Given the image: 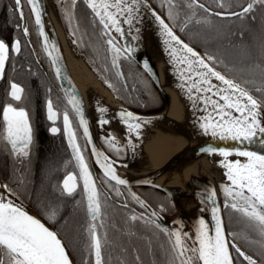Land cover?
Here are the masks:
<instances>
[{
    "label": "snow or ice",
    "instance_id": "6c2138e0",
    "mask_svg": "<svg viewBox=\"0 0 264 264\" xmlns=\"http://www.w3.org/2000/svg\"><path fill=\"white\" fill-rule=\"evenodd\" d=\"M86 2L95 13V16L99 18L100 24L103 25L104 34L110 37L107 44L113 52V66H116L120 56L130 52L131 49L121 48L110 33L115 31L122 36L121 23L132 25L135 18L134 13L137 11L135 5L138 4V0H86ZM27 3L32 6L31 10L35 15L36 25L41 26L39 0H27ZM74 3L75 0H73ZM194 3L195 0L189 4V7H193ZM256 3L264 4V0H252V2L243 6L240 12H230L228 15L243 18L253 10ZM15 5L20 18L23 19V12L20 10L21 0H15ZM169 5L171 7V0H169ZM199 7L203 8V5H199ZM220 7H226L224 0H221ZM204 10L208 11V9ZM153 14L155 15V13ZM171 15L170 12L169 18H171ZM215 15L223 16L225 13H215ZM156 19L166 37L165 44L171 50L170 54L173 61L178 66H183L178 67L179 75L184 81L181 87L187 85L190 98H193V92H195L194 103L196 100L201 101L204 105V111L208 112V116L204 118V123L201 125L204 132L207 134L211 130L213 137L219 136L222 140L232 139L240 143L245 141L250 143L259 134L262 143H264V123L258 118L260 113L257 111L261 107V103L253 98L241 83L229 79L215 70V67L212 66L216 62L215 57H201L192 47L183 43L160 16L157 15ZM24 34L28 35L27 28L24 29ZM40 35L44 36L42 27ZM47 39L45 37V50L52 58L53 67L59 77L61 74L58 63L60 57L53 56V52L57 51L56 45L53 43L51 50H49ZM9 51V46L0 40V78L4 75L6 61L9 59ZM11 51L17 53L20 51L19 41L15 42ZM179 52L187 55H178ZM145 67H147V64ZM213 78L219 81L220 85L213 84ZM109 87H112V85H109ZM23 93L24 89L20 85L11 83L9 95L12 101H21ZM68 103L80 115V125L83 127L84 136L88 139V143H91L87 121L83 118L81 102L75 96H72ZM47 111L48 119L55 120L57 113L54 111L51 99L47 102ZM99 111L105 113L107 109L100 107ZM2 115L4 122L3 139L11 145L14 154L27 157L29 146L32 143V128L28 113L22 107H14L12 103H8L7 106L3 107ZM120 116L127 123L130 132L140 128L141 122H136L138 118L131 112H121ZM63 121L65 130L68 132L69 146L79 168L80 179L83 181V191L87 198V211L91 220L87 229L90 241L89 251L94 256V264H105L103 250L107 242V236L105 234L101 237L98 232V228L104 226L102 222L101 194L82 154V149L75 142V134L70 130L67 112L63 115ZM99 123L104 125L108 121L101 118ZM57 131L58 129L55 127L51 129L54 134ZM205 151L212 154L217 150L210 147ZM93 154L98 157L97 164L103 169L106 178L114 180L117 185L128 183L117 176L113 163L108 161L107 157H104V163H101L99 157L102 154L95 149H93ZM219 154L224 157L222 167L226 169L225 176L230 182L229 185L222 186L225 195L224 207L231 208L239 213L251 228L258 231L261 237L258 243L264 249V154L237 150L236 155L246 158V162L243 163L240 160L229 162L227 158L233 154L231 151L220 149ZM75 180V175H67L63 180L62 192L71 196L77 187ZM2 187L7 189L6 185ZM7 190L10 195L13 194L10 189ZM117 195H119L118 190ZM214 197L215 191L213 190L209 196L213 204L215 203ZM133 198L142 208L147 209V206L138 197ZM219 212V207L212 208V219L215 222L212 228H209V225L203 219L199 220L195 236V243L198 247H187L183 243L182 234L179 231L169 234L170 237H175V240L171 243L172 264H177V261L178 264H195L197 258L202 264H234L229 244H231V248L235 250V253L239 257H243L248 264H257L255 259L246 255L233 242L238 238L237 234H231L233 241L227 239ZM149 215L152 218L159 219L156 212H151ZM55 216L56 212L52 211L48 218L54 220ZM155 219H146L142 215L137 216L135 214L130 216L132 222L144 220L146 223L155 224ZM97 221H101V223L97 224ZM155 227L168 233V230L159 224H155ZM210 232L213 234L210 235ZM0 264H71V262L65 245L56 232L51 231L39 220L29 215L23 210L22 206L16 205L12 200H5L0 195ZM85 264H89V262L85 261Z\"/></svg>",
    "mask_w": 264,
    "mask_h": 264
},
{
    "label": "trees",
    "instance_id": "16d2710c",
    "mask_svg": "<svg viewBox=\"0 0 264 264\" xmlns=\"http://www.w3.org/2000/svg\"><path fill=\"white\" fill-rule=\"evenodd\" d=\"M254 9L253 14L248 13L243 18L237 16L220 18L207 15L204 18L190 19L180 32L182 37L196 49L215 57L216 62L214 64L217 68L221 65L235 71L237 76H240L238 79L243 81L241 82V80L232 77L230 79L241 83L253 97L264 104V4L256 3ZM5 16L3 13L0 15V37H6L8 32L7 28L9 26H7V23L9 22ZM94 25L90 24L89 31L90 35L92 34V37L94 35L95 38ZM94 51V56L88 57L90 64L99 72L103 81L107 84L112 82V89L115 92L113 88L115 82L111 77L108 66L100 58L102 51L99 47ZM1 126L0 120V129ZM7 144V141L1 137L0 132V178L7 189H10L16 199L33 209L58 233H63L62 228L66 225L69 226L68 230L73 235L75 223L80 218L85 221L82 223L84 230L82 238L85 241L80 246L81 249H85L89 238L88 232H86V221L88 226L89 222L85 210L84 213L82 212V200L71 199L62 192L59 185L60 177L69 169V158L65 157L64 154L58 155L60 157L55 155L59 151L58 149L61 148L59 144L42 134L35 142V150L28 158L14 156L8 147L9 144ZM45 172L48 173L44 175ZM222 186L219 185V190L225 204ZM13 190H17L21 194V198L16 196ZM77 210L78 213H75ZM52 211L56 212L54 220L48 218ZM110 212L112 214H109L108 217H111L110 221L113 222L112 228L107 229V226L103 224L102 228H98V232L101 237L105 234L106 236L107 234L111 235V245L114 247V255H116L114 264H170L167 257L172 243L169 233L156 228V222L155 224L146 223L144 220L132 222L125 216L123 217L119 210L114 207L110 209ZM226 212L232 216L230 221L226 219L229 234H235L236 230L231 227V225L234 226L232 220L235 218L241 233V235H237V239L244 241L243 244L247 245V250L253 254L254 252L251 249L255 250L260 247L258 241L261 237L258 231L251 228L241 218L240 214L233 209L224 207V214ZM68 221L70 225H67ZM60 225H62V228ZM64 235V239L68 243L71 237L66 233ZM250 240L255 244V246H252L253 248L250 245ZM183 243L189 248L194 247L188 237L184 238ZM262 250L264 251V249ZM248 251L246 254L251 256ZM251 257L255 259L253 255ZM195 264H199L198 258ZM236 264L248 263L242 257H239Z\"/></svg>",
    "mask_w": 264,
    "mask_h": 264
},
{
    "label": "water",
    "instance_id": "95a60500",
    "mask_svg": "<svg viewBox=\"0 0 264 264\" xmlns=\"http://www.w3.org/2000/svg\"><path fill=\"white\" fill-rule=\"evenodd\" d=\"M68 0H54V5H55V10L57 14V19L59 22V25L67 39L68 46L71 50L72 55L76 57L74 53L73 46L75 47V44L73 43V38L69 37L65 25L63 24L61 14L59 12V4L64 5L65 2ZM73 2V0H70ZM77 1V0H75ZM83 4L86 6V8L91 12V14L94 16L98 24L101 26L103 31L105 32L103 25L100 24L99 18L95 16V13L92 11V9L88 6V3L86 0H81ZM26 3V6L29 10V13L31 15V19L33 22L34 29L37 34V38L41 47V50L47 60L48 66L52 72V75L60 89V92L63 96V99L66 103V105L69 107V109L72 111L74 118L76 120L77 126L84 138V141L87 145V149L89 152V156L93 164L96 166V168L99 170L100 174L106 178L103 174V169L100 167L99 164H97V159L98 157L93 154V149H95L98 153H101L102 155L99 157L101 160V163H104L103 157H107L108 161L113 163V167L115 168L116 174L120 179L126 180L128 183L126 185H117L114 180H109L110 182L114 183L117 186L124 187L133 197H138L140 201H143L144 204L147 206V212H156L157 216L159 219H155V222L159 225H161L163 228H166L168 230V233L176 232L179 231L182 234V239L184 240L185 237H188L192 243L194 244V247H198V245L195 243V236H196V230L199 225V220L203 219L206 224L209 225V228H212L214 225V221L212 219V208L213 207H219L220 212V218L223 223V228L225 235L229 241H233L226 226L225 222V217H224V202L221 198V193L219 190V185L217 184L216 181L213 182L211 179H208L202 175H195V179L193 183L191 184V188L189 190H176L172 189L169 187H166L160 183H157V179L161 174L169 167L176 165L179 163L181 160H183L185 157L188 155L192 154L195 151L201 150V149H206L214 146H233V147H239V148H247L251 149L253 151H257L261 154H264V143L261 141V137L259 134L252 140V142L245 141L244 143H240L239 141H235L232 139H220L219 136L213 137L211 135V130L206 134L203 131H200L197 133L191 141H189L183 148H181L179 151L174 152L166 161L161 165L159 169L151 171L148 175L143 176V177H137V178H125L123 176H119V170L120 169H125L126 167H130L132 165H135L138 161L139 158L141 157L139 150L133 146L126 136L120 134L117 130L111 129L106 127V125H101L99 123L100 119H106L108 123L106 124H118L122 125L124 127L128 128L127 123L121 118L120 113L121 112H131L134 116L138 118V121L136 122H141L140 128L137 131L140 133L141 131L144 130L145 127V122H149V124L154 128L158 129L160 131H165V132H178L182 133L185 132L186 127L183 125H178L176 123L172 122H165L164 121V115L166 113V104H167V99L165 96V92L163 90V87L161 85V82L159 80L158 76V69H157V64L155 60L153 59L152 55L147 51L145 48V45L141 41L138 32H137V19L140 17H137L138 14H143L145 13L148 19H150V28H148L145 32L148 36H150L151 40L153 43L159 45V43H165V35L163 34L161 25L156 19V13L161 16V18L166 22V20L162 17L161 14L153 7L151 2L149 0H146V3L142 6L135 5L137 8V11L134 13V19L132 22V25L129 26L126 23H121V27L123 28V35L121 36L120 34L116 33L115 31H112L110 33L112 38H115V40L118 42V45L121 48L127 47L131 49L130 52L124 53L120 56V58L116 62V66H113V52L110 50V46L107 44V40L110 38L109 35H103L100 34V39L102 41V45L105 49V52L107 54V57L109 59L111 68L117 78V80L120 82V84L124 85L125 89H129L125 76L122 71L121 67V61H132L150 80V82L153 84L155 89L157 90L162 102L165 104V107L156 113H139L135 112L128 107H126L123 103V109L115 111L111 109L108 105H104L102 103H98L94 106L95 110L92 112L90 110L85 101L83 100V97L79 91V88L71 74L70 68L67 63V59L63 54L62 51V46L59 43V40L56 35L55 28L53 26V22L51 19V16L49 14V10L47 7V4L45 3V0H39V5H40V10H41V20H42V25L37 26L35 23V15L32 12L31 8L32 6L27 3V0H24ZM241 11V10H240ZM237 11V12H240ZM155 13V15L153 14ZM226 16L232 17L231 15L225 14ZM223 15V16H225ZM141 19H143L141 17ZM168 24V23H167ZM169 25V24H168ZM41 27L44 32V36L40 35V30ZM169 27L172 29V27L169 25ZM174 34L181 40L183 43L187 44L189 47H192L190 44H188L175 30L172 29ZM157 33V36L155 33ZM153 36V39L152 37ZM45 37H47V43L49 50H51V45L54 43L56 45L57 51L53 52V56H58L60 57L58 63L59 67L61 68V74L58 77L56 74V70L53 67L52 64V58L48 55V52L45 50ZM195 51L200 53L198 50H196L194 47H192ZM147 64V67L145 65ZM215 70H217L215 68ZM219 71V70H217ZM220 72V71H219ZM171 78H172V84L175 88L179 89L182 92H187V85L185 87H181V84L184 83L182 81L179 72L177 71H172L171 73ZM227 77V76H226ZM228 78V77H227ZM213 84L220 85V82L214 81L212 79ZM102 84V83H101ZM11 85V84H10ZM103 85V84H102ZM104 86V85H103ZM222 86V85H221ZM105 87V86H104ZM107 89V88H106ZM109 91V90H108ZM110 92V91H109ZM10 93V90H9ZM195 92H193V96H195ZM210 95V94H209ZM75 96L77 100L81 102V107L83 110V118L87 121V126L89 129V134L91 137V143H88V139L84 136L83 133V127L80 125V115L75 112L73 109L72 105L68 103L69 99ZM255 98V97H253ZM117 99V98H116ZM215 99V97H214ZM256 99V98H255ZM259 101V100H258ZM260 102V101H259ZM223 103V101H221ZM261 103V102H260ZM261 105L264 107V105L261 103ZM7 106V105H6ZM103 107L107 109V112L101 113L99 111V108ZM238 115V114H237ZM2 120H3V115H2ZM264 123L263 121H261ZM4 124V122H3ZM72 131V129L70 128ZM73 132V131H72ZM65 137H66V143L69 148L71 157L74 161L75 167L77 168V171L79 173V168L76 165V161L73 158L72 155V149L69 146V140H68V132L65 130ZM100 138H105L107 141H109L112 144H117L122 147H124L126 153H127V159L124 161L120 160H115L111 156L107 154V152L103 149ZM114 138V139H113ZM76 142V140H75ZM77 143V142H76ZM73 174L72 172L67 173L61 180V188L63 184V180L67 177V175ZM76 177V175H75ZM82 182V187H83V181ZM221 182V181H220ZM75 183L77 185V181L75 180ZM222 184H225L221 182ZM226 185V184H225ZM4 186L2 180L0 179V195L4 197L5 200H12L16 205L22 206L23 210L26 211L29 215H31L33 218L39 220L41 223H43L47 228H49L51 231L56 232L44 219H42L37 213H35L29 206L26 204L20 202L17 200L14 196L10 195L9 192L2 187ZM137 187H148L155 189L157 191H160L163 193L167 199L170 201L172 207H173V213L170 215H165L158 211L157 209L153 208L148 202H146L135 190ZM215 191V197L213 198L215 203L213 204L212 200L209 199L210 193L212 191ZM83 196H84V201H85V208L86 212L88 215V218L90 219V216L87 211V198L86 195L83 191ZM184 199H192L195 204L196 208L190 210L187 208L181 200ZM57 233V232H56ZM186 234V235H185ZM213 234L210 232V235ZM59 238H61L58 235ZM62 240V239H61ZM171 240L174 241L175 237L171 236ZM63 242V240H62ZM234 242V241H233ZM64 243V242H63ZM65 245V244H64ZM66 252L68 253L69 260L71 264H75L70 252L68 251L66 245H65ZM229 249L232 252L231 244H229ZM246 254V253H245ZM247 255V254H246ZM233 256V253H232ZM243 258V257H242ZM234 259V257H233ZM92 261L94 264V256L92 255ZM246 261V260H245ZM247 262V261H246ZM257 262V261H256ZM199 264H202L198 260ZM248 263V262H247ZM235 264V261H234ZM257 264H259L257 262Z\"/></svg>",
    "mask_w": 264,
    "mask_h": 264
},
{
    "label": "flooded vegetation",
    "instance_id": "af4514ba",
    "mask_svg": "<svg viewBox=\"0 0 264 264\" xmlns=\"http://www.w3.org/2000/svg\"><path fill=\"white\" fill-rule=\"evenodd\" d=\"M150 2L155 9H157L164 15L165 19L173 27L182 29L183 26L188 22V20L204 18L207 15L213 17L217 16L220 18L236 17H229L226 15L218 16L215 15V13L228 14L230 12L240 11L242 10L243 6H246L248 3L252 2V0H224V3L226 4V7L224 8L220 7L221 0H195L193 7H189V4L193 3V0H171V7L169 5V0H150ZM67 5L71 10L73 24L75 25L74 29L76 32L75 34L72 32L74 36L68 34L69 37L72 36L74 41L75 38L78 37V39L80 38V40L86 42V48L84 49L85 51H89L92 56H94V50L97 49V47L100 48V50L102 51V56L100 58L107 63L111 77L115 82V86L113 85L115 93L118 95L120 100H122L125 106L135 112L145 114L156 113L162 110L164 104L158 92L149 82V79L145 77V75L132 61H121L122 71L129 89H125L124 85L120 84L111 68L109 59L105 58V49L103 48L100 39V34H105L102 29L99 28V26L96 24L97 22L94 19L93 15L85 8L84 4L80 0L75 1L74 4L73 2H70ZM199 5H203V8L199 7ZM204 9H208V11L206 12ZM20 10L23 12V19L20 18L19 12L16 9L15 0H0V15L2 13L4 14V16L6 15L5 17L8 18L9 22L7 23V26H9L7 28V35L6 37H0V40L4 41L10 49L9 59L6 61L4 75L2 78H0V100H2V102H0V120L2 123L0 129L1 137L3 138L4 135V124L2 120L3 107H5L8 103H12L14 107H22L28 113L29 123L32 128V143L28 149L29 155L24 158H28L30 154L35 150V142H37L42 134L49 139L55 140L61 147L60 149H58L59 151L57 152V154L55 153V155L57 157H60L61 154H64L65 157L69 158V169L65 171L66 173L63 176H65L69 172H72L76 175L77 187L74 193L71 196L67 195L66 193L64 194L71 199H81L86 213L82 182L66 143L63 115L65 112H67L70 121V128L75 134V140L82 149V154L85 157V161L89 166L90 172L92 173L96 187L101 194L100 200L102 202V215L104 208L106 207L105 204H107V207H109L110 209L113 207L116 208V210H119L120 214L123 217L125 216L129 220L130 216L133 214L137 216L142 215L146 219H153L152 217H150V213L147 212L145 208H142L124 187L117 186L114 183L110 182L108 179L104 178L91 161L87 145L77 126L74 115L66 105L60 89L48 66L47 60L41 50L37 34L33 26L31 15L24 0H21ZM253 11H255L254 7L249 14H253ZM170 12L172 14L171 18H169ZM197 14L200 15L198 16ZM192 15L193 17L191 18ZM90 24H95L93 27L94 31L96 32L95 38L94 35L93 37L92 34L90 35ZM178 24L180 25L178 26ZM25 28L28 29V35L24 34ZM16 41L20 42V51L18 53L11 51V48ZM88 45L93 47V51H91L90 49L88 50ZM230 71L232 72V70ZM129 78L131 80L134 79V81L136 80V83L132 85ZM11 83H17L24 89L22 99L19 102L12 101L10 99L9 90ZM156 94L161 102L160 104L158 103V107V104H152L153 107H150L149 105L151 97H156ZM49 99L52 100L54 111H56L57 113L55 120L48 119L47 102ZM146 106L148 108H145ZM53 127L58 129L55 134L51 132V129ZM100 142L107 154L115 160L124 161L127 159L124 147L117 144H112L105 138H100ZM8 147L12 152L10 144L8 145ZM12 154L18 157L13 152ZM117 190L119 191V195H117ZM135 190L146 202H148L153 208L157 209L161 213L165 215H170L173 213V207L170 201L160 191L148 187H137ZM156 201L162 203L160 204ZM125 205H127V207H125ZM88 222L90 224L91 221L88 219ZM96 223L99 224L101 223V221H97ZM231 237L233 239L232 235ZM88 239L85 245L86 249H89L90 241L88 242ZM234 242L245 253L248 251L247 245L243 244L244 241L236 239ZM248 252L251 254V256L253 255V257L259 262V264H264V256L260 257L254 253L252 254L250 251ZM232 253L236 264V262L239 261V256L237 253H235L234 249H232ZM90 257V261L88 262L89 264H93L91 253ZM135 257L137 258L136 254ZM171 257L173 260V254L171 255ZM75 263L77 264L76 261Z\"/></svg>",
    "mask_w": 264,
    "mask_h": 264
},
{
    "label": "bare ground",
    "instance_id": "6f19581e",
    "mask_svg": "<svg viewBox=\"0 0 264 264\" xmlns=\"http://www.w3.org/2000/svg\"><path fill=\"white\" fill-rule=\"evenodd\" d=\"M45 3L47 4L57 38L62 46V51L67 59L71 74L87 107L93 112L95 110L94 106L98 103H102L108 105L115 111L122 110V100L115 97L101 84L97 75L94 74L90 67H88L83 60V57L75 58L72 55L67 39L57 19L54 0H45ZM145 3L146 0H138L137 5L143 7ZM156 15L158 14L156 13ZM137 17H139L136 24L138 35L157 64L159 80L167 99L164 121L182 126L184 125L186 129L185 132L182 133L172 131L165 132L154 129L149 122L146 121L144 130L138 133L135 130L130 132L127 127L122 125L105 124L106 127L115 129L120 134L126 136L128 141L139 150L141 155L139 161L135 165L119 170V176L125 178L143 177L148 175L151 171L159 169L174 152L179 151L191 141L197 133L204 130L201 125L204 123V118L208 116V112L204 111V105L201 101L196 100L194 103L195 96L190 98L189 93L182 92L173 86L170 73L172 71L178 72V67L183 66H178L173 61L170 54L171 50L165 43H159V45H157L153 43L150 36L146 34L145 31L150 28L149 22H151L146 14L137 13ZM141 17L143 19H141ZM155 35L157 36V33H155ZM151 37L153 39V36ZM198 54L201 57L209 56L204 53L202 55L200 53ZM178 55L187 54L179 52ZM212 66L216 67V64H212ZM213 80L217 81L214 78ZM163 106L165 107V104ZM257 111L260 113L258 118L264 122V107L261 105ZM211 148L216 149L217 151L212 154H209L205 149L195 151L176 165L167 168L161 176H159L157 183L172 189L186 191L191 188L195 175H202L211 179L213 182L221 181L226 185H229L230 182L225 176L226 169L222 167L224 157L219 154L220 149L228 150L233 153L227 158L229 162H234L236 160H240L242 163L246 162L245 157H240L235 154L237 150L252 151L261 154L251 149L233 146H214ZM180 202L190 210L196 208V204L192 199H184ZM231 227L236 230V226L231 225ZM238 234L241 235L239 227Z\"/></svg>",
    "mask_w": 264,
    "mask_h": 264
},
{
    "label": "rangeland",
    "instance_id": "374dc122",
    "mask_svg": "<svg viewBox=\"0 0 264 264\" xmlns=\"http://www.w3.org/2000/svg\"><path fill=\"white\" fill-rule=\"evenodd\" d=\"M64 9H65V5H62V4H59V12H60V14H61V18H62V21H63V24H64V22H66V19L64 18L63 19V11H64ZM68 20V19H67ZM65 29H66V27H65ZM66 31H68V29H66ZM178 31V30H177ZM179 32V31H178ZM75 38V37H74ZM83 39V38H82ZM75 41L79 44V40L77 39V38H75ZM86 43V42H85ZM77 45H75V47L73 46V49L75 50L74 51V53H75V55H76V57L78 58V57H85V55H83L78 49V46L76 47ZM87 48L88 49H90L91 51H93V47H91L90 45H88L87 46ZM81 57V58H82ZM218 69L219 70H221V72H223L225 75H227V76H229L230 77V75H231V77L232 78H234V79H236V80H241V82L243 81L242 79H238L239 77L237 76V73L235 72V71H233L232 70V72L229 70V69H227L226 67H224V66H221V65H219V67H218ZM234 74V75H233ZM130 79V78H129ZM130 81H131V83H132V85H134V83H136V80L134 81V79H130ZM107 83V82H106ZM154 98V99H153ZM153 98L151 97V101H150V107H153V105H157L158 103L160 104V100L158 99V96H157V94H156V97H154L153 96ZM153 99V100H152ZM153 104V105H152ZM159 104L157 105V107L159 106ZM145 108H148L147 106L145 107ZM161 111V110H160ZM48 172H45L44 173V175H46ZM66 172H64L63 173V175L65 174ZM61 176L60 177V180H59V185H60V182H61V180H62V178L64 177V176ZM216 183L217 184H220V185H223V186H227V185H225V184H222L220 181H216ZM13 192L15 193V195L16 196H18L19 198H21L20 196H21V194L17 191V190H13ZM157 203H162V202H159V201H156ZM105 208H104V211H103V215H102V222H103V224L105 225V226H107V229H111L112 228V223L113 222H111L110 221V219H111V217H108L109 216V214H112V212H110V208L109 207H107V204H105ZM78 209H79V207H78ZM82 212L84 213V208L82 207ZM75 213H78V210L77 211H75ZM81 215H82V213H81ZM80 216V215H79ZM82 217H83V215H82ZM225 217H226V219H227V221H230L231 219H232V216H230L227 212L225 213ZM79 218V217H78ZM84 220V219H83ZM73 222V221H72ZM85 221H82L81 220V218H80V220H78V222L77 223H75L76 225H75V228H73V232H74V234L73 235H71V233L69 232V230H68V228H69V226L67 227L66 225H64V227L62 228V225H60V227L62 228V230L64 231L63 233H58L60 236H61V234H63V236H61V239L63 240V242L65 243V245L67 246V248L70 250V252H71V255H72V257H73V260H74V262L76 261L77 262V264H85V261H90V251H89V249H81V245H82V243L85 241V240H83V232H84V230H83V224L82 223H84ZM70 222L68 221V223H67V225H70L69 224ZM232 223L234 224V226H236V231H235V234H237L238 235V227H237V223H236V221H235V218L232 220ZM87 226H88V223H87V221H86V230H87ZM85 230V231H86ZM56 231V230H55ZM56 232H58V231H56ZM60 232V231H59ZM87 232V231H86ZM64 233H66V234H68V236H70L71 238H70V241L67 243V241H66V239H64L65 237V235H64ZM87 235H88V233H87ZM150 236H151V234H150ZM88 242H89V239H88ZM160 242V241H159ZM250 245H251V247L252 246H255V244L251 241L250 242ZM253 248V247H252ZM256 255H258V256H260V257H263L264 256V251L262 250V248L261 247H257V249H255V250H257L256 252H255V250H253V249H251ZM74 254V255H73ZM115 253H114V247H112V245H111V235L110 234H107V242H106V244H105V247H104V250H103V255H104V258H105V264H114V261H115V256L116 255H114ZM173 253H172V251H171V249H169V251H168V255H167V257H168V262L170 263V264H172V257H171V255H172ZM76 264V263H75Z\"/></svg>",
    "mask_w": 264,
    "mask_h": 264
},
{
    "label": "crops",
    "instance_id": "0c3cea01",
    "mask_svg": "<svg viewBox=\"0 0 264 264\" xmlns=\"http://www.w3.org/2000/svg\"><path fill=\"white\" fill-rule=\"evenodd\" d=\"M65 5V9H64V11H63V19L65 18L66 19V22H64V25H65V27H66V29H68V34H70V35H73V33L75 34L76 32H75V29H74V27H75V25L73 24V18H72V13H71V10L69 9V7L66 5V4H64ZM70 17H71V20H70ZM68 19V20H67ZM73 32V33H72ZM74 36V35H73ZM72 37V36H71ZM77 39H78V37H77ZM78 40H80V38L78 39ZM75 45H77L78 46V50L83 54V55H85V57H86V59H88L89 60V58L92 56L91 54H90V52L89 51H85V49L84 48H86V46H85V42L83 41V40H80V42H79V44L77 43V42H75ZM76 46V47H77ZM89 50V49H88ZM86 53H87V55H86ZM89 57V58H88ZM231 77V76H230Z\"/></svg>",
    "mask_w": 264,
    "mask_h": 264
}]
</instances>
